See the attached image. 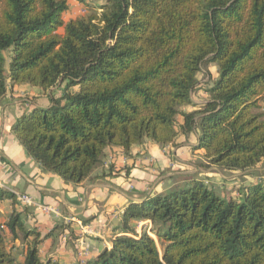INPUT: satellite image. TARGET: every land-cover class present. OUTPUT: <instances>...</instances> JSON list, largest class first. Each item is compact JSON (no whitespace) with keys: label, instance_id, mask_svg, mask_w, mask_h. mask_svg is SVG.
Wrapping results in <instances>:
<instances>
[{"label":"trees","instance_id":"1","mask_svg":"<svg viewBox=\"0 0 264 264\" xmlns=\"http://www.w3.org/2000/svg\"><path fill=\"white\" fill-rule=\"evenodd\" d=\"M77 1L84 14L64 21L67 0H0V103L14 86L46 100L27 98L31 110L11 127L27 155L80 185L107 150L182 148L192 137L202 151L195 174L130 202L124 235L81 264H264V172L242 183L264 169V0ZM201 74L208 97L195 105ZM209 170L241 184L218 192L197 177ZM7 238L24 242L22 259ZM40 242L13 209L0 225V264H60L40 258Z\"/></svg>","mask_w":264,"mask_h":264},{"label":"crops","instance_id":"2","mask_svg":"<svg viewBox=\"0 0 264 264\" xmlns=\"http://www.w3.org/2000/svg\"><path fill=\"white\" fill-rule=\"evenodd\" d=\"M72 3L68 1L69 10L63 15L64 21L78 16V11H73L76 7ZM82 8L85 10L83 5ZM22 90L26 93L24 96L20 95ZM204 95L206 99L203 102L197 104L192 99L193 103H204L208 97L205 92ZM31 97H39V103L43 105L46 102L37 90L28 86H14L9 88L0 103V190L13 196L0 200V225L8 222L13 209L22 212L25 227L35 230L40 236L38 253L43 261L51 259L60 264H81L98 252L111 249L113 239L124 235L117 227L127 205L130 202L142 203L150 194L164 190L155 188V191H147V182L152 175L143 172L150 165L148 158L161 159L165 166L166 151L186 149L188 157L185 164L192 165V174L198 171V167H193L191 163L202 151H191L190 148L195 145L191 137L182 148L167 146L161 149L146 143L133 148L129 156L117 150H107L103 164L91 179L80 185L64 183L56 175L43 171L11 132L12 125L31 110L27 102V98ZM261 108L264 112V101ZM193 109L186 107L182 111L190 112ZM158 165L153 163L150 166L159 171ZM19 196L29 197L32 204H22ZM43 207L53 209L54 213H45ZM131 226L140 234L141 228L149 224L139 222ZM88 228L90 232H87ZM31 240L30 237L28 241ZM6 241L7 248H12L15 256L22 259L24 242L20 238L14 241L7 238ZM81 250L86 254L79 256Z\"/></svg>","mask_w":264,"mask_h":264},{"label":"rangeland","instance_id":"3","mask_svg":"<svg viewBox=\"0 0 264 264\" xmlns=\"http://www.w3.org/2000/svg\"><path fill=\"white\" fill-rule=\"evenodd\" d=\"M69 3H72V5H74L76 8L73 11H78L77 15H83V8H82V4L77 1V0H68ZM89 1V0H88ZM93 0H90L89 2L92 3ZM96 1H100V0H96ZM209 73L211 74V76L213 78L217 77V67L214 64H211L207 67ZM200 80H201V89L196 92L193 96L192 99L195 103L199 104L201 102H203L206 99V96L204 95V87H205V83L207 81L206 77L204 76V74H201L200 76ZM203 87V88H202ZM24 90H22L23 92ZM26 93H20V95L24 96ZM178 120H180V117L178 118ZM187 152L188 150L186 149H182L181 151H176L174 152L173 150H168L166 151V155H165V159H166V163L165 166H163V162L162 160H157L155 158H148L149 160V164L152 165L153 163H156V165L160 164L161 166L158 165V167L160 168L159 171L156 169L154 170V168H152L150 165L146 166V169H150V172L147 171H142L145 175H152L151 176V180L147 182V191H155L156 189H164L163 191H165L166 189L171 188L174 184H176L177 182V178H172L173 176L178 177V178H182L181 174H183V172H189V173H193V168L192 165H186V161H187ZM152 163V164H151ZM191 164H194V162H192ZM161 174H160V173ZM264 172V169L260 168L256 171L250 172L249 174H247L244 178V181L242 183H244L245 185L258 180V177ZM160 175H159V174ZM198 178L200 179H204L207 186L212 187L213 189H215L218 192L224 193V194H229V191H233L235 189H237L238 185L241 184V182L238 180V177L235 175H231V174H224V173H217L215 172V170H209V171H204L202 172L200 175H197ZM163 178V179H161ZM159 181V182H158ZM157 183L156 187H154V185ZM156 188V189H155ZM145 231L147 232L152 238H154V240L156 241L157 245H158V249L161 252V247L157 241V239L155 238V236L150 232L149 226H143L141 228V232ZM140 232V234H141Z\"/></svg>","mask_w":264,"mask_h":264},{"label":"built area","instance_id":"4","mask_svg":"<svg viewBox=\"0 0 264 264\" xmlns=\"http://www.w3.org/2000/svg\"><path fill=\"white\" fill-rule=\"evenodd\" d=\"M18 200H19V202H21L22 204H24V205H31L32 204V202H31V200L29 199V197H27V196H19L18 197ZM43 211L45 212V213H47V214H50V213H54V211H53V209H51V208H49V207H43ZM91 231V229L90 228H88L87 229V232H90ZM86 251H80L79 252V256H83V255H85L86 253H85Z\"/></svg>","mask_w":264,"mask_h":264}]
</instances>
